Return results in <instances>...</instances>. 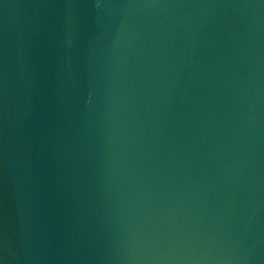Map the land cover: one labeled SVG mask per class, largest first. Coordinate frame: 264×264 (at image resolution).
<instances>
[{
  "label": "water",
  "instance_id": "water-1",
  "mask_svg": "<svg viewBox=\"0 0 264 264\" xmlns=\"http://www.w3.org/2000/svg\"><path fill=\"white\" fill-rule=\"evenodd\" d=\"M0 264H264V0H0Z\"/></svg>",
  "mask_w": 264,
  "mask_h": 264
}]
</instances>
